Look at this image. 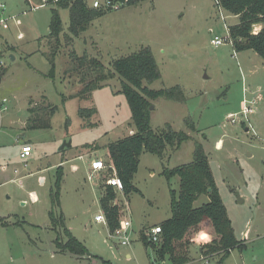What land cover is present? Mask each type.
I'll use <instances>...</instances> for the list:
<instances>
[{
	"label": "rangeland",
	"instance_id": "374dc122",
	"mask_svg": "<svg viewBox=\"0 0 264 264\" xmlns=\"http://www.w3.org/2000/svg\"><path fill=\"white\" fill-rule=\"evenodd\" d=\"M31 2L0 0V108L7 105L0 111V264H173L144 244L141 231L172 216L171 191L179 192L180 179H168L163 170L192 161L196 141L208 155L235 235L246 244L231 249L220 264H264V59L253 50L237 52L230 42L211 44L215 36L229 34L238 16L217 0H138L107 11L69 40V10L59 7L63 30L52 71L49 56L56 41L49 43L47 36L52 8L58 6ZM143 47L151 48L161 71L159 79L144 84L152 89L180 85L186 96L151 100L152 128L170 126L192 138L175 150L169 147L163 159L143 152L134 178L139 191L116 190L115 202L124 209L119 219L132 221L130 243L124 246L108 221H95L97 213L105 215L100 197L109 171L90 179V163L108 152L109 143L137 130L112 63ZM74 51L96 57L113 76L89 89L99 74L73 59ZM244 106L252 112L245 114ZM30 107L42 111L50 126L29 128ZM24 139L33 148V160L26 164L19 157ZM65 141L71 145L61 149ZM88 147L99 152H87ZM102 159L109 162L108 156ZM69 233L83 243L85 254L63 248ZM195 233L191 230L185 241ZM189 252L186 264H219L222 256H205L193 242Z\"/></svg>",
	"mask_w": 264,
	"mask_h": 264
},
{
	"label": "trees",
	"instance_id": "16d2710c",
	"mask_svg": "<svg viewBox=\"0 0 264 264\" xmlns=\"http://www.w3.org/2000/svg\"><path fill=\"white\" fill-rule=\"evenodd\" d=\"M90 0H63L52 8V17L49 26L48 42L55 40L50 61L54 69V57L60 45L59 38L63 30V21L59 7L69 10V27L66 33L69 40L79 36L87 30L91 22L104 15L107 10L93 8ZM138 0H127L126 3L135 4ZM218 4L229 13L238 16V23L229 26V34L233 40V48L237 52L253 50L264 59V0H217ZM261 28L255 32V27ZM10 48V47H8ZM2 53L0 52V59ZM71 57L82 64L89 63L98 72L97 81L89 85V89L99 86L102 80L113 76L105 73L102 62L96 57L86 54L77 55L72 52ZM114 73L122 80L121 92L124 93L131 109V117L136 126V131L124 138L108 144L107 164L115 167L118 177L123 183V192L130 194L139 189L134 185L135 174L139 169L140 156L143 152L155 154L162 159L166 157L168 148L175 150L181 143L192 138L185 131H175L170 126L162 130H154L150 124L151 100L159 97L184 101L185 93L180 85L170 88L152 89L144 81L152 82L161 77L159 64L150 47H143L139 51L127 56L116 58L113 63ZM53 76V72L50 73ZM88 87V86H87ZM88 113L94 110L85 109ZM30 107L32 114L28 120L29 128L49 127L48 120L40 117L41 112ZM190 128L196 131L195 125L190 123ZM110 172H112L110 170ZM163 174L169 179L178 176L180 179L179 192L171 191L172 216L161 222L162 241L152 243L147 240L143 231L141 239L147 247H151L156 254L164 260L167 256L173 264H186L191 260L189 247L191 242L199 243L203 255L221 254L219 264L226 258L231 249L246 246L239 240L234 231L232 220L220 195L216 184L210 161L204 146L196 141L193 160L174 168L165 167ZM62 177L61 167L57 170V191L52 199L55 205L59 202V188ZM105 190L100 203L109 227L112 232L119 226L120 207L112 204L117 197L115 188L104 183ZM203 194L208 195L209 201L200 206H195V201ZM59 205V204H58ZM50 214L54 219V212ZM195 230V237L185 241L187 234ZM68 242L63 248H69L75 254L83 255L87 249L81 241L69 233Z\"/></svg>",
	"mask_w": 264,
	"mask_h": 264
},
{
	"label": "built area",
	"instance_id": "2783aa9c",
	"mask_svg": "<svg viewBox=\"0 0 264 264\" xmlns=\"http://www.w3.org/2000/svg\"><path fill=\"white\" fill-rule=\"evenodd\" d=\"M63 0H41V4L40 6H44L48 3H54V4H58L59 2H61ZM30 3L31 0H29ZM89 4L91 7L93 8H98V9H103V10H117L120 9V7L122 6V3L119 2L118 0H90ZM37 6L32 5V9H36ZM2 22L3 19L1 20ZM257 32V31H255ZM225 42H230L233 45V40L230 37V34H228L226 37H219V36H215L214 38L211 39V44L214 46H219L224 44ZM0 67H1V61H0ZM262 97L261 94L258 95L257 99H260ZM3 102H8L7 98H3ZM7 109V105H4L3 108H0V111ZM243 112L245 114L251 113L252 112V108L251 107H247L244 106L243 107ZM232 121H234V117H232L231 119ZM33 150L30 148V146H25L22 149V156L23 157H29L30 155H32ZM90 175L89 178L92 179L93 176L95 174H100L104 171H109L108 177L106 178L105 181H103L104 183L111 185L115 188V190L118 191H123V183L121 181V179L118 177L115 167L111 164H107L102 158H95L92 160L91 165H90ZM110 170L112 172H110ZM96 221L98 222H106L107 218L103 213H98L95 216ZM132 221L130 218L124 217L122 219H120L119 221V226L115 229V231L113 232L114 235L121 240V244L122 245H128L130 243V239H131V232H132ZM162 226L160 224L155 225L153 227H149L144 229L143 233L145 235V237L147 238L148 241L152 242V243H161L162 241Z\"/></svg>",
	"mask_w": 264,
	"mask_h": 264
},
{
	"label": "crops",
	"instance_id": "0c3cea01",
	"mask_svg": "<svg viewBox=\"0 0 264 264\" xmlns=\"http://www.w3.org/2000/svg\"><path fill=\"white\" fill-rule=\"evenodd\" d=\"M5 98V97H4ZM29 109V108H28ZM30 113V112H29ZM31 113H30V116H29V118L31 117ZM29 118H28V120H29ZM24 142L26 143L27 142V140L26 139H24ZM218 143H219V141H218ZM25 146H30V148L33 150V148H32V146L29 144V143H26V144H23V145H21V149H20V152H19V157L21 158V159H24L25 160V164L27 163V162H29V161H32L33 160V158H32V155H30L29 157H23L21 154H22V149H23V147H25ZM85 150L87 151V152H95V153H98L99 151V147H96V149H91L90 147H88V148H85ZM98 151V152H97ZM102 156L103 157H107L108 156V152L106 153V154H96V156L94 157V159L95 158H102ZM92 162V161H91ZM90 165H91V163H90ZM73 168H76L75 166L73 167ZM18 170L17 169H15L14 170V172H17ZM40 181H43V178H41L40 179ZM0 184H2V183H0ZM101 192H102V194H101V197L103 196V193H104V191H103V188H101ZM29 195L31 196V198H32V201H37V195H36V193L34 192V191H30L29 192ZM118 196V195H117ZM101 197H100V199H101ZM117 198V197H116ZM25 202H27V200H24ZM24 201H23V203H24ZM209 201V197H208V195H205V200H204V203H206V202H208ZM112 204H117L115 201L114 202H112ZM122 211V212H121ZM120 211V213H123V211H124V209L123 210H121ZM100 213V212H99ZM62 214V213H61ZM98 214V213H97ZM96 214V215H97ZM63 215V214H62ZM95 215V216H96ZM125 217H127V218H130L129 216H125ZM230 217V216H229ZM131 219V218H130ZM167 219V218H166ZM95 221H96V219H95ZM164 221V220H163ZM163 221H161V222H163ZM96 222H98V221H96ZM161 222H158V223H155V225H158V224H161ZM100 223H104V222H100ZM154 225V226H155ZM149 227H153V225H150V226H148V228ZM145 229L147 228V227H144ZM144 230V229H143ZM142 230V231H143ZM246 235V234H245ZM246 240V239H245ZM244 240V241H245ZM246 245V244H245Z\"/></svg>",
	"mask_w": 264,
	"mask_h": 264
},
{
	"label": "water",
	"instance_id": "95a60500",
	"mask_svg": "<svg viewBox=\"0 0 264 264\" xmlns=\"http://www.w3.org/2000/svg\"><path fill=\"white\" fill-rule=\"evenodd\" d=\"M118 1L121 2L122 4H125L127 2V0H118ZM11 56H12V58H14L13 55H11ZM153 108H154V106L151 105L150 109H153ZM70 145H71V141H65L63 143V145L61 146V149H64L65 147H69Z\"/></svg>",
	"mask_w": 264,
	"mask_h": 264
}]
</instances>
